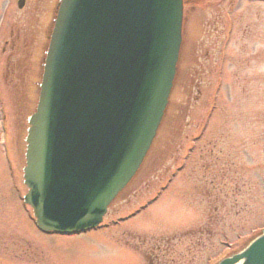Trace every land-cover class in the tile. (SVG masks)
Wrapping results in <instances>:
<instances>
[{
    "label": "rangeland",
    "instance_id": "obj_1",
    "mask_svg": "<svg viewBox=\"0 0 264 264\" xmlns=\"http://www.w3.org/2000/svg\"><path fill=\"white\" fill-rule=\"evenodd\" d=\"M58 1L0 0V264H215L260 235L264 2L254 0H186L180 73L140 171L99 228L39 232L23 201L25 139Z\"/></svg>",
    "mask_w": 264,
    "mask_h": 264
},
{
    "label": "water",
    "instance_id": "obj_2",
    "mask_svg": "<svg viewBox=\"0 0 264 264\" xmlns=\"http://www.w3.org/2000/svg\"><path fill=\"white\" fill-rule=\"evenodd\" d=\"M182 15L183 0L58 2L26 137L24 201L42 232L96 228L139 171L169 103ZM218 264H264V233Z\"/></svg>",
    "mask_w": 264,
    "mask_h": 264
},
{
    "label": "flooded vegetation",
    "instance_id": "obj_3",
    "mask_svg": "<svg viewBox=\"0 0 264 264\" xmlns=\"http://www.w3.org/2000/svg\"><path fill=\"white\" fill-rule=\"evenodd\" d=\"M180 69H181V67H180ZM179 73H180V71H179Z\"/></svg>",
    "mask_w": 264,
    "mask_h": 264
}]
</instances>
